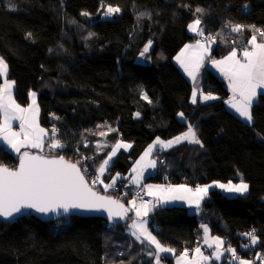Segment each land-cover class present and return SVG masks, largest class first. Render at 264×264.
Returning <instances> with one entry per match:
<instances>
[{"label":"trees","instance_id":"1","mask_svg":"<svg viewBox=\"0 0 264 264\" xmlns=\"http://www.w3.org/2000/svg\"><path fill=\"white\" fill-rule=\"evenodd\" d=\"M201 1L104 0L105 6L120 8L106 18L101 0H0V57L8 64V79L16 82L15 101L26 106L29 92L37 94L40 124L51 136L49 141L59 139L65 145L54 154L74 163L82 160L78 167L87 168V181L110 148L97 149V125L116 129L107 131V144L121 140L131 145L113 158L100 177L104 183L92 187L129 209L134 186L130 193L126 174L133 163L156 137L169 140L193 125L203 147L182 143L166 152L155 151L157 176L166 184L189 187L213 181L237 183L242 177L249 192L228 197L213 190L199 213L180 206L161 208L149 217V229L163 246L180 255L199 246L200 224L207 223L211 236H219L226 247L230 244L241 259L258 264L262 260H255V255L264 249V95L251 109L254 123H243L223 104L228 95L225 82L206 70L202 91L217 99L193 104L191 84L173 58L200 37L188 29L197 17L202 37L214 38L211 59L245 47L256 28L264 30V0ZM198 7L204 12L195 13ZM142 12L151 18L138 19ZM226 22L246 27L232 33L224 27ZM89 32L95 35L85 39ZM149 40L147 61L138 63ZM257 40L264 37L257 33ZM141 90L151 103L141 98ZM181 112L184 119L178 115ZM53 126L58 129L55 136ZM16 163L17 158L0 146V165ZM117 173L121 177L105 191L104 185ZM119 182L129 186L114 190ZM132 211L117 226L97 217L0 220V264H154L147 244L134 243L124 229ZM253 228L259 242L245 249L242 245L248 238L243 234ZM171 262L165 258L164 264Z\"/></svg>","mask_w":264,"mask_h":264},{"label":"snow or ice","instance_id":"2","mask_svg":"<svg viewBox=\"0 0 264 264\" xmlns=\"http://www.w3.org/2000/svg\"><path fill=\"white\" fill-rule=\"evenodd\" d=\"M101 7L104 8L103 15L110 17L113 14L119 13V7H113L111 5L105 6L104 0H101ZM14 10V5H13ZM204 9L196 8L195 13H203ZM194 13V15H195ZM81 15L89 16L90 13L82 12ZM147 16L151 18V14L148 12L139 13L138 19ZM75 23V21H72ZM201 19L197 17L192 23L188 25L189 31L195 33L197 36H204V29L200 27ZM224 27L230 28L232 33H241L245 30V25L231 24L226 22ZM248 28H255V25L247 26ZM257 33L260 37H264V30L256 28L255 33L251 35V38L247 40L245 47L242 50L243 60L237 58L236 48H232L228 55L221 60H212L214 66L220 69L221 73L228 80V87L232 92V96L225 101V103L236 113L239 114L249 125L254 123L252 107L258 95H264V42L257 43ZM31 34H29L30 36ZM95 33L89 32L85 39H90ZM206 41H213L212 36L205 38ZM152 45V40H149L145 45L143 51L140 53L141 57L145 56V53L149 51ZM248 46H251L249 49ZM195 50V56L190 58L186 63L184 60V53L188 49ZM51 51V50H50ZM208 54V49L205 44L200 40H196L195 45L184 46L181 50V54L176 57L180 62L184 71L193 79H196V73L202 65V61L205 55ZM8 76V64L3 57H0V78H3V83H0V116L3 117V122L0 123V139L7 142L15 152L20 153L22 147L42 148L43 136H45L46 130L41 128L36 121V117L39 114V107L36 105V93L29 92V96L32 99V103L27 108L22 107L13 98L12 92L15 86L14 80L7 79ZM259 90V91H258ZM141 98L149 100L146 93L141 90ZM201 98L204 101L217 99L216 96L211 93L204 95L201 93ZM192 102H197V91L192 93ZM139 116V113H136ZM181 119H184V113L178 114ZM54 119H59L55 117ZM13 120L20 121V132L11 130V122ZM108 127V131H116L106 123L105 125H97V128ZM58 129L53 126L51 129L52 135L55 136ZM91 131V130H87ZM23 134L24 139L20 140L19 137ZM99 135H106L105 132H100ZM183 141H187L192 144H199L203 147L201 140L197 136L196 128L189 124L187 131L181 133L170 140L164 141L160 137H156L153 144L148 146L144 156H148L155 149L156 145H160L162 148H171L174 144H179ZM49 148L62 149L65 147L59 139H54L49 142ZM87 146V145H85ZM107 146V145H105ZM99 147V145H98ZM131 147L129 144H124L120 141L112 147V150L107 154V157L99 165L97 169L98 175L92 180V185L97 182L103 184V180L100 179L108 169L112 158L116 155L120 148L125 150ZM141 156L140 160L144 159ZM87 159V158H86ZM138 165L140 161L136 162ZM82 165V160H77L76 163H70L65 160V157L60 155L58 157L47 158L41 155H32L25 151L20 153L18 166L9 168L7 166L0 165V218L6 221L13 220L16 216L20 215L25 210H34L37 213L47 215L50 212H55L57 209H62L64 213H67L70 209H85L93 211H106L109 219L114 216L121 219L127 216V213L131 210H135L136 217L139 220H133L130 225L131 236L135 237L137 241L142 244L147 242L149 246H154V250H149L147 255L153 257L154 264H161L162 253H172L175 250L169 247L163 246L156 236L152 234V231L147 227L148 220L143 219L147 217L149 212L153 211L157 205H165L172 202H184L189 208L194 209L196 213L201 210V202L207 196L209 189L216 186L222 189L228 194H245L249 190L248 183L241 180L239 183H233L229 180L227 183H221L219 181H213L212 184L200 185L197 184L194 188L189 187L186 184L169 185L167 188L163 186H155L160 189L161 192H166L168 195L161 196L156 203H152L151 207L148 205L149 201L141 200L139 207L136 206L135 200L129 201L132 205V209L125 208L123 204H120L117 200L110 197L99 195L86 181L87 168L78 167ZM149 167L154 168L156 166V160L149 162ZM136 171V168L133 169ZM120 174L117 173L116 177H112L110 184H105V191L113 187L116 183V178ZM142 176V173H140ZM134 182L139 183L137 177H133ZM149 189L148 195H155L152 192V185H145ZM118 208L122 211H113V208ZM59 214V213H58ZM131 219V218H129ZM200 228L203 229V239L209 248L215 245V250L209 255H204L200 247H196L193 251L196 256L192 260H188V250L182 253L178 258L177 264H180L181 260H184L186 264H201V261L221 260L225 252L231 253V260L238 262V264H252L250 260L241 259L237 255V250L232 248L229 244L227 248H224L226 243L219 236L211 237V243H209L210 229L207 223H201ZM244 236L248 238V243L242 245L243 248L254 247L259 242V237L256 234V229L244 233ZM123 253H120L122 255ZM260 254L257 253V258Z\"/></svg>","mask_w":264,"mask_h":264},{"label":"crops","instance_id":"3","mask_svg":"<svg viewBox=\"0 0 264 264\" xmlns=\"http://www.w3.org/2000/svg\"><path fill=\"white\" fill-rule=\"evenodd\" d=\"M189 32H190L191 34H195V33L191 32V31H189ZM261 42H264V41H261ZM261 42H259V41L257 40V43H261ZM195 43H196V41H195V42H192V43H187V44H188V45H195ZM204 44H205V47L208 49V54L205 55V57H204V59H203V61H202V65H201V67L199 68V70H198L197 73H196V79H195V80H193V79H192V78H191V77H190V76L184 71L183 67H181L180 62L177 61V59H176V57H177L178 55L181 54V50L184 49V46H185L186 44H185V45H184V46H183V47L177 52V54H176V55L174 56V58H173V63L175 64V66L179 69V71L184 75V77H185V78L190 82V84H191L192 91H191L190 101L192 102V93H193L194 90L197 91V102L205 103V102L212 101V100L204 101V100H202V98H201V93H203V91H202V84H203L204 74H205L206 70H210V71H212V72H213L218 78H220L221 80H223V81L225 82V84H226L227 91H228V95H227V97L223 100V104H224L225 108H226L229 112H231L234 116H236L239 120H241L243 123L248 124V123H247L242 117L239 116L238 113L235 112V110L231 109V108L225 103V101H227V100L232 96V92L230 91V89H229V87H228V80H227V79L225 78V76L221 73L220 69L217 68L216 66H214L213 63H212V60H221V59H223V57H225L226 55H228V53H227L225 56H223V57L216 58V59H211V58H210L211 44H210V42H205ZM248 47L251 48V46H248ZM236 50H237V49H236ZM195 54H196V53H195V50L192 49V48L186 50L185 53H184V57H183L184 60H185V62L187 63V62L189 61L190 58H193V57L195 56ZM237 58L243 60L242 51H238V50H237ZM7 79H8V76H7ZM0 80H1V83H3V78H0ZM14 91H15V86H14V88H13V92H12L13 98H14ZM258 91H259V90H258ZM203 94H204V93H203ZM204 95H206V94H204ZM258 96H259V95H258ZM258 96H257V98H256V101H257V99H258ZM14 99H15V98H14ZM35 99H36V105H38V103H37V94H36V98H35ZM214 100H215V99H214ZM197 102H196V103H197ZM31 103H32V99H31V97L29 96V97H28V104H27L26 106H22V107L27 108L28 105H30ZM192 103H193V102H192ZM255 103H256V102H254V104H255ZM193 104H195V103H193ZM254 104H253V105H254ZM38 107H39V106H38ZM36 121H37V123L39 124V126H40L41 128L45 129V128L42 127L41 124H40V110H39V114H38V116L36 117ZM2 122H3V117L0 116V123H2ZM11 130H12V131H15V132H20V121H19V120H13V121L11 122ZM45 130H46V129H45ZM96 130H97V132L99 133V130H98L97 128H96ZM103 132L107 133V130L104 129ZM46 133H47V134H46L45 136H43V138H42V140H43V147H42V148L22 147V148L20 149V153H23V152L27 151V152H29V153H39V154H44V155H55V154H54V150L51 149V148H49V146H48V145H49V142H50V141H49V138H51V136L48 135L47 130H46ZM52 136H53V135H52ZM99 136H100V137H103V139L105 138V135H103V136L99 135ZM178 136H179V135H178ZM19 139H20V140H23V139H24L23 134H21V136L19 137ZM104 140H105V139H104ZM117 141L122 142L121 140H117ZM117 141H116L115 143H113L112 145H109V144L106 143V140H105V142H104V141H100L99 143H96L95 145H96L97 149H100V150H105V149H107L108 147H110L109 150H108V152H107V154H108V153L112 150V147L117 143ZM122 143H124V144H129V143H126V142H122ZM182 143H188V142H187V141H183V142H181V143H179V144H174L171 148H167V149L162 148L160 145H156V147H155V149L152 151V153H151L150 155H148L147 158L143 159L142 161L140 160V158H141V156H143L144 154H141L140 157H139V158L133 163V165H132L130 171L126 174V178H127L128 182H129L130 185H131L130 188H129V190H131L130 193L132 192V187H133V186L140 185V184L144 185V190H145V194H146V196H147V199H148L149 202H151V203L148 205L149 207H151L152 203H156V201H157L161 196H166V195H168V193H166V192H161L160 189H158V188L155 187V186H163L164 188H167V187L169 186V184H166L165 181H164L162 178H159V177L157 176V169H158L157 162H156V166H155L154 168L149 167L148 165H149V162H150L151 160H156V159L153 157V154H154L155 151L158 150V151H161V152H166V151H168V150H170V149H172V148H174V147H176V146H178V145H180V144H182ZM151 144H153V143H151ZM151 144H150V145H151ZM98 145H99V147H98ZM105 145H107V146H105ZM129 145H130V144H129ZM0 146H1L6 152H8L9 154H11L14 158H19L20 153L15 152L10 146L7 145V142H6V141H3L2 139H0ZM130 149H131V147H129V148L126 149V150H125L124 148H120V149L117 151V153L120 152V151L128 152ZM115 156H116V155H115ZM115 156H114V157H115ZM106 157H107V155H106ZM106 157H105V158H106ZM114 157H113V158H114ZM113 158H112V160H113ZM137 161H140V164H139V165L136 163ZM111 162H112V161H111ZM134 168H136V171H135V172L133 171ZM105 172H106V171H105ZM140 173H142V176H140ZM104 175H105V173H104ZM120 177H121V176L117 177L116 180H118ZM133 177H137V178L139 179V183L134 182ZM237 183H239V182H237ZM210 184H212V183H210ZM234 184H235V183H234ZM145 185H152V186H154V187L152 188V192L155 193V195H148L149 189H148L147 187H145ZM170 185H171V184H170ZM200 185H206V184H200ZM173 186H175V185H173ZM192 188H194V187H192ZM213 190L219 191V192H221L222 194H224V195H226V196H228V197H234V196H246V195L248 194V192H249V190H248V192L245 193V194H243V195H241V194H228V193H225L222 189H220V188H218V187H216V186H213L212 188H210V189H209V192H211V191H213ZM209 192H208V194H209ZM208 194H207V195H208ZM206 198H207V196L205 197V199H206ZM205 199H204V200H205ZM132 200H133L132 198L129 199V201H132ZM204 200H203V201H204ZM203 201L201 202V205H202ZM128 203H129V202H128ZM128 205H129L130 208L132 209V205H131V204H128ZM171 206H180V207H183V208H185V209H187V210H189V211H194V209L189 208L188 205H187L186 203H184V202H180V201H177V202H172V203L165 204V205H163V206H161V205H157V207H156L153 211L149 212V215H148L147 217H143V219L148 220V225H149V217H150L151 215H153L156 211H158V210L161 209V208H164V207H171ZM137 207H139V206H137ZM133 210H134V209H133ZM132 212H133L132 220H130V222H129L126 226H124V229L126 230V233H128V234L130 235V238L133 240L134 243H137V244H140V245L147 244V242H145V243L142 244L140 241H137V240L135 239V237L131 236V234H130V229H129L128 225H130V224L132 223L133 220H139V219H140V218L136 217L135 210L132 211ZM148 225H147V227L149 228ZM200 229H201V228H200ZM149 230H150V229H149ZM211 237H213V236H211L210 233H209V243L212 242V241H211ZM199 242H200V243H199V246H198V247L201 248V250H202V252L204 253V255L207 256V255H209L211 252H213V251L215 250V245H213L212 248H209L208 245L204 242V239H203V229H201V237H200V241H199ZM223 247H224V248H227V247L225 246V244H224ZM147 248H149V250H154V246H149L148 244H147ZM257 253L260 254V257L257 258V254H256V255H255V260L260 259V260L263 261V264H264V249H262L261 251H258ZM228 254L231 255V253H227V252H225V254H224V256L221 258V260L201 261V264H221L222 262L226 263L225 260H226V261H229V262H232L233 264H238V262H236V261H232V260H231V257H229ZM181 255H182V254H180V255H175L174 252H172V253H162V254H161V256H162L161 264H164V262H165V258H171V260H172L171 264H177V260H178V258L181 257ZM195 256H196L195 252L192 251L190 254H188L187 259H188V260H192ZM244 260H245V259H244ZM255 260H254V261H255ZM250 261H251V260H250ZM153 262H154V260H153ZM180 264H186V262H185L184 260H181ZM252 264H253V262H252Z\"/></svg>","mask_w":264,"mask_h":264},{"label":"water","instance_id":"4","mask_svg":"<svg viewBox=\"0 0 264 264\" xmlns=\"http://www.w3.org/2000/svg\"><path fill=\"white\" fill-rule=\"evenodd\" d=\"M30 154L41 155V156H45L47 158L58 157L57 155H44V154H39V153H30ZM65 160L67 162L74 163L70 160H67L66 158H65ZM18 164H19V158H17V163L14 166H18ZM9 168H12V167H9ZM86 181H87V179H86ZM93 191H96L99 195H102L105 197H110L114 200H117L120 204H123L125 206V208H129L128 206L125 205L124 202L116 199L115 197L99 193L95 189H93ZM113 211L116 212V211H122V210L114 207ZM26 216H34V217H36L42 221H57L60 219L71 218V217H81V218L97 217V218H101V219L105 220L106 222H108L109 224H112L115 226L122 225L125 218L127 217L126 216L125 218L121 219L119 217L114 216L112 219H109L108 213L106 211H93V210H85V209H70L67 213H64L62 209H57L55 212H50L49 214L44 215V214H40V213L35 212L34 210L29 209V210L23 211L20 215L16 216L13 220H9V221H15L19 218L26 217ZM0 220L6 221L3 218H0Z\"/></svg>","mask_w":264,"mask_h":264},{"label":"built area","instance_id":"5","mask_svg":"<svg viewBox=\"0 0 264 264\" xmlns=\"http://www.w3.org/2000/svg\"><path fill=\"white\" fill-rule=\"evenodd\" d=\"M198 40L202 41L203 38L200 37ZM237 50L238 51H242L243 50V47H238ZM160 162H163V160L160 159ZM96 175H98L97 172H93L90 175L91 176L90 177V181H88V182L91 185V187L96 186L98 184V182H97L95 185H92V180L95 178ZM127 186H129L128 182H125V183L119 182L117 184V186L114 188V190H118V189H121L122 187H127ZM132 199L135 200L136 206H139L140 205L141 200L147 201V197H146V194H145V190H144V186L143 185L134 186ZM188 254H190V253H188ZM225 264H231V262L226 261Z\"/></svg>","mask_w":264,"mask_h":264},{"label":"rangeland","instance_id":"6","mask_svg":"<svg viewBox=\"0 0 264 264\" xmlns=\"http://www.w3.org/2000/svg\"><path fill=\"white\" fill-rule=\"evenodd\" d=\"M199 3H202V1L201 0H197ZM102 17H105L104 15L102 16ZM111 17V16H110ZM106 18H109V17H106ZM201 38H203V40L201 41L202 43H205V42H210V41H206L205 40V38H206V36H205V38L204 37H202V36H200ZM200 37H198V39L200 38ZM197 39V40H198ZM151 47L152 46H150V48H149V51H150V49H151ZM244 48V47H243ZM144 49V48H143ZM250 49V48H249ZM143 51V50H142ZM141 51V52H142ZM148 51V52H149ZM148 52L147 53H145V56L144 57H141L140 56V54H139V56L137 57V62L138 63H145L146 61H147V54H148ZM100 125H105V124H100ZM108 126H110V125H108ZM112 128V127H111ZM98 130H99V133L100 132H103L104 131V129H107V131H108V127H101V128H97ZM110 132V131H109ZM109 132H107V133H109ZM112 132V131H111ZM110 132V133H111ZM170 140V139H169ZM100 141H104L105 142V140L103 139V137H100L99 138V140L96 142V143H99ZM164 141H167V140H164ZM149 146V145H148ZM148 146L146 147V149L143 151V153L142 154H145V151L148 149ZM116 155H117V153H116ZM144 156V155H143ZM145 158H147V156H144V159ZM258 264H263V261H258Z\"/></svg>","mask_w":264,"mask_h":264},{"label":"bare ground","instance_id":"7","mask_svg":"<svg viewBox=\"0 0 264 264\" xmlns=\"http://www.w3.org/2000/svg\"><path fill=\"white\" fill-rule=\"evenodd\" d=\"M132 195H133V192H132ZM147 197V196H146ZM147 201H148V199H147Z\"/></svg>","mask_w":264,"mask_h":264}]
</instances>
